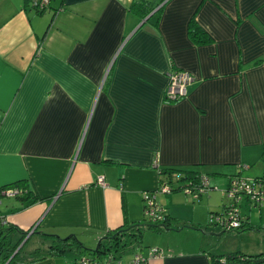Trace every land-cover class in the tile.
Listing matches in <instances>:
<instances>
[{
  "label": "crops",
  "instance_id": "1",
  "mask_svg": "<svg viewBox=\"0 0 264 264\" xmlns=\"http://www.w3.org/2000/svg\"><path fill=\"white\" fill-rule=\"evenodd\" d=\"M131 2L48 0L40 12L29 0H0V188L23 182L40 199L0 197V222L31 231L28 240L39 239L31 252L45 255L50 240L40 234L73 236L86 249L140 222H130L129 203L143 193L156 203L159 171L228 185L232 176L264 179V0H166L156 27L139 25ZM191 18L210 42H190ZM170 70L192 77L174 102L163 97ZM158 202L172 226L154 233L159 253L145 264H210V253L221 255L204 225L173 217L171 198ZM149 249L113 262L126 253L146 259ZM26 254V264L78 257Z\"/></svg>",
  "mask_w": 264,
  "mask_h": 264
},
{
  "label": "trees",
  "instance_id": "2",
  "mask_svg": "<svg viewBox=\"0 0 264 264\" xmlns=\"http://www.w3.org/2000/svg\"><path fill=\"white\" fill-rule=\"evenodd\" d=\"M166 0H160L156 5L151 4L146 0H132L131 5L129 7V12L133 14L139 20H143L147 15H149L155 8L157 10L145 21V23L151 24L156 27L158 15L162 8L163 2ZM31 7L32 5L29 4ZM33 8V6H32ZM34 9V8H33ZM36 10V9H35ZM41 12V11H40ZM187 36L190 42L194 45L205 44L210 42V37L195 23V21L191 18L188 22L187 26ZM168 101V100H166ZM174 102V101H168ZM263 154H264V146H263ZM160 175H166L168 180L162 182L159 180L158 187L161 185H171L173 183L177 184L175 189H171L168 187L170 193L176 191H187L190 190L192 193H188L190 195H194L199 197L202 193H206L211 190V186L209 185L208 176L205 174H197L190 171H180V170H164L159 171ZM158 176V177H159ZM235 177L232 176L230 180ZM252 180H264L263 178L255 177L249 178ZM202 180H207V184L204 188H202ZM229 180V182H230ZM27 186L23 182H15L13 184L4 186L0 188V197H5V192L16 190L18 191L13 197L18 199L23 203H35L40 199L37 198L32 192L27 191ZM187 189V190H186ZM203 191L199 194V191ZM24 195V196H23ZM227 205V203H226ZM225 205V206H226ZM223 207V209L225 208ZM217 213L210 214L216 215ZM220 214V213H219ZM240 218L239 223L240 226L233 230L224 231L223 228H217L221 233L225 232H239L246 229L256 230L258 231L260 228L258 226L248 225L247 221L239 212ZM209 216V217H210ZM164 220L162 223H150L145 219L141 222L132 223L129 225H123L113 231H108L102 237H100L97 241L98 247L96 251L87 250L81 246L78 242H76L73 236L67 237L65 239H59L55 236L40 234L43 240H50L49 247L45 252V255L42 254L43 248L35 249L33 252L26 254L28 257H31L33 260H40L45 256L52 255H61L66 252L75 253L77 256L80 255H90L95 257L100 256H114V255H122L126 251H129L135 247H139L141 243V235L144 230H148L154 233H159L163 230L171 229L172 226L169 221ZM213 227V225H209L208 227ZM193 229H197V227H192ZM179 229V228H178ZM212 232V231H211ZM27 232H21L14 228L13 226L1 225L0 222V264H26L25 263V255H24V245L27 243L28 239H26L25 243L18 249V246L27 236ZM213 236H218L214 235ZM42 245V243H40ZM78 258V257H77ZM210 264H264V254L260 255H244L240 253H228L225 255H212L209 254ZM77 260V259H76Z\"/></svg>",
  "mask_w": 264,
  "mask_h": 264
},
{
  "label": "rangeland",
  "instance_id": "3",
  "mask_svg": "<svg viewBox=\"0 0 264 264\" xmlns=\"http://www.w3.org/2000/svg\"><path fill=\"white\" fill-rule=\"evenodd\" d=\"M158 179L161 180L162 182L168 180L166 175H160ZM208 179H209V185L211 186V190H209L206 194L202 193L199 197H194L190 194H186V192L183 190L172 193L169 192L168 194H162L160 192H156L155 201L159 205L158 201L160 200V198H167V199L171 198L172 202H175L177 204L175 209L174 208H170V210L168 209L171 215L175 214L173 217L181 219L183 221L189 219L191 220L193 217L192 222L194 224L204 225L205 228L204 227L203 228L205 229V231H207V233L205 234L218 235V236H209L206 239L209 242L212 241V243L216 246V250L220 252L221 255H225L228 253H235V252L244 255L264 254V207L263 208L254 207L245 200L240 201L239 212L242 213V215L244 216L246 215L250 223L252 224L254 223L256 226H258L260 228L258 231L246 229L239 232H225L220 234L221 231H219L217 228L213 229L211 226L208 227L210 214L221 213L223 207L227 203V199L224 196H222V194L227 189L226 187L228 185V179L224 177H208ZM167 186L171 187V189H175L177 187V184L173 183ZM155 189L156 186H154L151 190H148L147 192L154 191ZM130 196L132 195H128V198H130ZM182 203L186 206H181ZM129 206L131 207V209L130 210L127 209V210L129 211L128 217L130 219V222L131 221L141 222L142 219L144 220V215L142 212L143 211L142 207L144 206L142 194H140V199L138 201L135 202L134 200L132 203H129ZM174 210L176 212H174ZM170 214H168V217L172 218ZM154 237H157V235H155L154 232L144 230L141 235L140 247L146 248L149 246V248H152L151 244L153 242L151 238ZM38 240L39 239H37V237L33 235L24 245L23 250L29 254L32 251V249L35 246H37L35 245V243H37ZM96 244L97 242L95 240H92L91 242H87L85 246L87 250H94ZM127 255L128 253L123 255L120 259L116 258V260L120 261V263H125L126 260H128ZM75 256L77 257L75 253L66 252L60 257H56V258L66 257L67 260L69 259V257H75Z\"/></svg>",
  "mask_w": 264,
  "mask_h": 264
},
{
  "label": "built area",
  "instance_id": "4",
  "mask_svg": "<svg viewBox=\"0 0 264 264\" xmlns=\"http://www.w3.org/2000/svg\"><path fill=\"white\" fill-rule=\"evenodd\" d=\"M30 4L36 11H42L48 5V0H29ZM31 6V7H32ZM167 84L165 86L163 97L168 101H177L185 97L186 88L192 82V77L184 72L170 70L166 74ZM95 184L99 187L104 186L103 179L98 177ZM207 184V180H202V188ZM187 190V189H186ZM157 192L168 193L166 185L158 187ZM201 194L203 191H199ZM18 191L5 192V196L13 197ZM192 193L190 190L186 194ZM144 201L143 215L146 221L150 223H162L164 220L163 210L154 202L153 193H143ZM194 197L195 194L193 195ZM222 196L227 199V205L220 214L211 215L209 217V225L215 228H223L224 231L233 230L240 226L239 223V205L241 200H245L254 207H264V180H252L245 177H233L227 189ZM157 249H149L147 258H143L139 254H133L130 260L120 264H145L148 258L158 256ZM73 264H119L113 262V256H90L81 255Z\"/></svg>",
  "mask_w": 264,
  "mask_h": 264
},
{
  "label": "water",
  "instance_id": "5",
  "mask_svg": "<svg viewBox=\"0 0 264 264\" xmlns=\"http://www.w3.org/2000/svg\"><path fill=\"white\" fill-rule=\"evenodd\" d=\"M157 10V8H155L149 15H147L143 20H142V22L139 24V25H141V24H143L155 11ZM31 231L27 234V236L25 237V239L21 242V244L18 246V249L25 243V241H26V239H28V237L31 235ZM210 235H212V234H210ZM97 247H98V244H96V246H95V248H94V250L93 251H96V249H97Z\"/></svg>",
  "mask_w": 264,
  "mask_h": 264
}]
</instances>
